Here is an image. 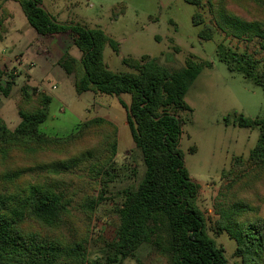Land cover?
Segmentation results:
<instances>
[{
  "label": "rangeland",
  "instance_id": "obj_1",
  "mask_svg": "<svg viewBox=\"0 0 264 264\" xmlns=\"http://www.w3.org/2000/svg\"><path fill=\"white\" fill-rule=\"evenodd\" d=\"M214 2L217 6V0ZM221 2L223 9L236 17L264 23V0ZM43 3L49 7L51 16L57 8L62 11L59 18L62 21L68 16L70 24L100 29L118 44L117 55L109 46L103 51L110 71L133 73L121 64V59L139 60L142 56L154 58L169 71L182 69L187 59L210 63L185 94L184 102L190 111L177 112L182 121L179 146L190 179L199 185L197 205L205 219L208 236L223 249L227 264H239L235 242L226 233L217 232L215 224L221 207L237 202L249 208L245 214L247 219H264V171H257L246 163L260 130L225 125L224 118L234 113L251 119L264 118V89L239 73H229L225 64L217 59L216 48L222 45L237 54L253 53L260 69L264 66L260 40L235 39L216 30L212 39L201 41L198 32L213 21L207 0L202 1L200 8L183 0H55V5L52 0H43ZM14 6L23 17L18 5L14 3ZM196 12L201 14L202 24L194 27L191 18ZM15 24H20L17 18ZM38 42L40 47L53 44L55 49L58 43L67 49L72 46L68 34L58 39L44 37ZM31 43L33 47L39 46L34 40ZM72 49L78 52L75 47ZM25 61H31L41 75L30 79L27 69H19L14 60L0 64L5 74L2 86L12 83L7 96L0 92V120L8 130L13 131L20 123V110L41 109L40 95L45 93L52 102L47 108V119L38 126L39 133L64 139L78 123L102 118L109 125L91 127L79 140L67 146H52L33 157L13 151L7 165L24 169L23 178L18 182L21 189L29 184L50 187L67 202L60 226L50 230V235L69 246L81 244L86 261L106 260L112 256L111 245L118 226L116 212L123 201V193L136 187L144 172L141 153L132 142L125 110L118 102L120 99L128 105L130 98L128 95L99 96L92 92L76 95L58 66L46 75L39 61L30 58ZM25 87H29L26 98L22 92ZM114 138L116 148L110 158L107 145ZM87 152L88 157L70 168L58 167ZM237 158L246 165V171L231 174L229 179L222 177V172H232V162ZM103 172L109 176H102ZM235 175L240 177L237 181L233 178ZM23 228L26 232L41 233L42 230L32 222ZM116 264H166V261L150 246L142 245L133 258Z\"/></svg>",
  "mask_w": 264,
  "mask_h": 264
},
{
  "label": "trees",
  "instance_id": "obj_2",
  "mask_svg": "<svg viewBox=\"0 0 264 264\" xmlns=\"http://www.w3.org/2000/svg\"><path fill=\"white\" fill-rule=\"evenodd\" d=\"M5 1L19 5L38 36L68 34L71 37L81 56L75 60L64 54L58 66L73 77L76 94L129 96L128 105L120 99L118 102L125 110L132 142L141 153L144 172L137 186L123 193V201L116 212L118 226L111 245L112 256L103 261H86L81 244L69 246L48 233L60 226L67 202L50 187L29 184L21 189L18 182L23 178L24 169L7 165V160L13 151L33 157L52 146H67L79 140L91 127L109 124L102 118L78 123L64 139L39 133L38 126L47 119L51 102L43 94L40 95L41 109L18 112L20 123L13 131L0 120V264H116L133 258L142 245L150 246L166 264H227L223 249L206 232L205 219L197 205L199 185L190 179L179 146L182 121L177 112L190 111L184 102L185 94L210 63L187 59L182 69L169 71L154 58L142 56L139 60L121 59V64L133 73L113 72L104 62L103 51L109 46L117 55L118 44L102 30L58 22L41 6V0ZM183 1L200 8L203 0ZM214 1L207 0L213 21L202 27L197 37L209 41L219 30L235 39L246 37L251 41L257 38L259 49L264 51V23L236 17L223 9L221 0H217L219 6H215ZM191 22L194 27L200 26L201 14L196 12ZM2 32L0 18V42ZM216 57L229 73H239L264 89V66L258 68L259 61L253 53L237 54L219 45ZM4 75L0 70V92L7 96L12 83L6 82L2 86ZM28 90L29 87L22 89L25 98L29 95ZM224 123L240 129L259 128L258 141L250 150L246 163L257 171H264V118L251 119L234 113L227 115ZM107 147L111 158L116 148L115 138ZM88 155L87 152L58 167L70 168ZM232 168V172H222L221 176L229 179L231 174L246 171V165L239 158L233 160ZM102 176L109 174L103 172ZM233 178L237 181L240 177L235 175ZM248 210L239 202L221 207L215 229L235 242L239 264H263L264 219H247ZM29 222L41 228V233L34 232L36 230L26 232L23 226Z\"/></svg>",
  "mask_w": 264,
  "mask_h": 264
},
{
  "label": "crops",
  "instance_id": "obj_3",
  "mask_svg": "<svg viewBox=\"0 0 264 264\" xmlns=\"http://www.w3.org/2000/svg\"><path fill=\"white\" fill-rule=\"evenodd\" d=\"M52 2H53V5H55V0H52ZM14 3L15 2L13 1L0 0V14H1L0 18L2 19V27H3V32H4L2 36V40L0 42V64H3L4 62H11L12 60H14L16 66L19 69H27V72H26L27 75L30 76V79H34L35 76H37L38 74L41 75V73L40 71H38L39 70L38 68L34 67L31 61H25L27 60V58L28 59L30 58L31 60H34V61L35 60L39 61L40 66H42V69L46 73V75H49V73L52 72L55 65L58 66V62L63 57L64 54H68L70 57H72L75 60H78L80 58L81 56L80 52L79 51L76 52L75 50L72 49V47H74L72 43H71L72 44L71 48L68 47L69 49L64 48L59 43H58L57 49L54 48L53 44L48 45V46L44 44L43 46L40 47V43L38 42V40L43 39L44 37H40L35 33V31L29 26L23 13H22L23 15L22 17L20 12H18L16 6H14ZM41 6L47 12H49L48 11L49 7H47L43 3V0H41ZM9 7H11L14 10V12H16V14H14V12ZM6 13H7V16H4V14L6 15ZM61 13L62 11L56 8V10L53 12L54 14L53 17L58 22L68 23L67 21L69 19L68 16H67V19L64 21L59 19L61 16ZM2 15L4 17H2ZM16 18H17V22L19 21L20 24H17V25L15 24ZM61 35H64V34L54 35L53 37H56L58 39ZM32 40L36 41L39 46L33 47L34 44L31 43ZM29 66L31 67L30 69H28ZM1 69L2 68L0 67V70ZM62 73L64 75L63 79H66V81H68V83L73 87V77L66 75L63 72V70H62ZM28 86L32 87L30 85ZM51 88L54 89V86ZM86 93H90V92H86ZM86 93H82L80 94V96ZM45 95L51 99V97L47 95L46 93ZM98 95L100 96V94ZM51 102H52V99H51Z\"/></svg>",
  "mask_w": 264,
  "mask_h": 264
},
{
  "label": "water",
  "instance_id": "obj_4",
  "mask_svg": "<svg viewBox=\"0 0 264 264\" xmlns=\"http://www.w3.org/2000/svg\"><path fill=\"white\" fill-rule=\"evenodd\" d=\"M177 118V117H176Z\"/></svg>",
  "mask_w": 264,
  "mask_h": 264
}]
</instances>
